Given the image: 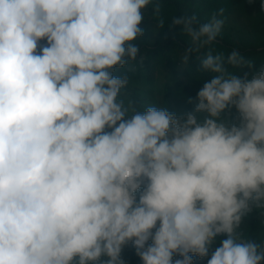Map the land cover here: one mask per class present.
I'll use <instances>...</instances> for the list:
<instances>
[{
  "label": "clouds",
  "instance_id": "9594fccd",
  "mask_svg": "<svg viewBox=\"0 0 264 264\" xmlns=\"http://www.w3.org/2000/svg\"><path fill=\"white\" fill-rule=\"evenodd\" d=\"M150 4L163 28L160 0H0V264H125L128 246L141 264H264L242 230L264 216V67L241 78L228 66L253 61L213 54L223 9L175 16L182 62L208 48L212 78L182 116L138 110L122 90Z\"/></svg>",
  "mask_w": 264,
  "mask_h": 264
},
{
  "label": "trees",
  "instance_id": "16d2710c",
  "mask_svg": "<svg viewBox=\"0 0 264 264\" xmlns=\"http://www.w3.org/2000/svg\"><path fill=\"white\" fill-rule=\"evenodd\" d=\"M238 0H160L162 4L161 17L164 20V27H158V18L152 15V5L144 10V20L140 27L144 29V35L135 43L139 44L140 52L137 61L133 62L134 71L128 72L129 84L122 90L126 94V103L131 99L138 110H143L149 105L166 107L168 111L177 115H184L194 108V103L198 91L206 81L212 78V74L201 71V60L208 52V48L203 49L199 54H192L187 64L182 62L183 50L188 47V37L181 34L179 26L169 28L171 20L175 16L183 14H195L201 23L210 20L213 13H218L223 9L225 24L216 41L210 46L213 54L222 53L227 57L233 49H237L246 60L254 62V66L249 68L229 67V71L239 77L251 79L261 67H264V10L261 3L264 0H250L254 3L255 19L251 30V38L246 43L245 40L234 37L226 23V18L230 10ZM156 19L158 32L153 38L150 22ZM240 41V42H238ZM246 43V44H245ZM143 56V61L139 60ZM126 71L117 69L114 75H121ZM236 116L233 108L230 119ZM242 230L246 238L255 240L264 235V216L259 211H255L245 219ZM225 236L217 237L219 241ZM214 250V248H213ZM211 256V251L209 253ZM123 256L125 264H141L139 257L135 254V249L128 246L124 249ZM177 257H174V259Z\"/></svg>",
  "mask_w": 264,
  "mask_h": 264
},
{
  "label": "rangeland",
  "instance_id": "374dc122",
  "mask_svg": "<svg viewBox=\"0 0 264 264\" xmlns=\"http://www.w3.org/2000/svg\"><path fill=\"white\" fill-rule=\"evenodd\" d=\"M254 6V3L250 0H238L234 7L230 10L226 18V23L228 27L230 29H233L231 31L234 37L243 39L245 40V42H249V39L251 38V30L255 19ZM150 27L152 29V36L153 38H155L158 32L156 19H153L150 22ZM260 240H264V235L256 238L254 241ZM209 258L210 255L203 259L197 257L194 260V264H207V260Z\"/></svg>",
  "mask_w": 264,
  "mask_h": 264
}]
</instances>
